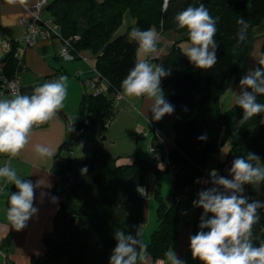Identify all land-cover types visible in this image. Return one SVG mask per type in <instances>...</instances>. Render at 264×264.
Instances as JSON below:
<instances>
[{"label": "trees", "instance_id": "1", "mask_svg": "<svg viewBox=\"0 0 264 264\" xmlns=\"http://www.w3.org/2000/svg\"><path fill=\"white\" fill-rule=\"evenodd\" d=\"M200 3L213 18H218L217 63L207 70L196 68L183 54L181 42H189V36L185 29H178L174 21L178 12ZM46 7L60 35H79L75 50L91 51L93 66L108 83L103 93L83 94V117L70 127L71 139L85 131L102 133L106 128L104 122L116 113L113 94L122 91L121 82L136 63L138 47L126 35L115 34L126 11L135 18L136 27H155L177 36L157 60V64L170 70V74L162 78L161 88L165 98L175 106L173 147L166 165L161 167L150 158L117 164L118 157L99 144L91 156L64 158L52 191L61 196V203L54 217V236L44 240V264H109L116 245L115 232L122 230L135 235L144 220L145 199L138 188L149 173L155 177L157 225L150 234L148 251L153 260L164 257L178 235V201L181 200L175 193L201 176L212 155L229 144L227 159L217 161L220 176L223 175L220 168L226 163L231 167L239 156L251 152L264 157V113L241 126L238 123L243 117L240 107L232 104L226 110L221 107L222 95L247 58L252 30L264 21V0H167L165 7L164 0H53ZM240 17L249 23L248 38L242 45L236 39ZM15 48L13 43L1 59L0 74L7 78L21 69L14 57ZM257 56L251 69L259 67L258 60L264 59V37ZM258 102L264 103V96H258ZM204 134L206 140L198 139ZM69 144L63 143L67 148ZM85 166L87 172L82 173ZM168 169L174 174L170 202L162 196L159 184L160 174ZM244 189L250 202L258 200L251 197L250 185H245ZM195 209V221L199 224L203 209ZM252 231L253 243L259 246L264 241V209L259 210V219ZM5 264L14 262L7 260Z\"/></svg>", "mask_w": 264, "mask_h": 264}, {"label": "clouds", "instance_id": "2", "mask_svg": "<svg viewBox=\"0 0 264 264\" xmlns=\"http://www.w3.org/2000/svg\"><path fill=\"white\" fill-rule=\"evenodd\" d=\"M217 20L203 3L189 6L174 17L176 27L188 33L189 42L183 45L182 50L196 68L207 70L217 63ZM237 24L240 27L236 39L242 45L248 38L249 23L240 17ZM120 35L134 41L141 55L157 51L159 33L155 28H125ZM258 64L259 67L248 70L240 79L238 93L231 88L227 90L231 93L232 105L243 110V117L238 121L241 126L264 113V103L258 102V96H264V59H259ZM169 74L170 70L162 64H152L147 59L138 60L121 82L123 94L126 97H148L151 100V119L160 121L175 111V106L165 98L161 88L162 78ZM67 80L68 77L61 76L35 88L30 96L16 94L10 99H0V154L9 157L19 155L29 143L33 127L56 116L64 106ZM184 110L187 111V108ZM198 139L206 140L207 135ZM79 147H83V142ZM35 152L41 158H53L55 155L50 147L44 145H37ZM81 172L86 173L87 167ZM230 175L231 179L220 176L213 169L207 181L212 186L199 191L198 199L193 201V207L202 208L203 213L198 225L200 230L189 237L192 258L200 264H264V241L255 246L252 231L259 219V210L264 209V201L250 202L249 197L243 194L245 185L259 189L264 183V163L258 155L249 152L247 156H239L232 161ZM0 180L15 185L18 190L8 196L6 216L12 227L20 231L38 212L33 206L34 189L44 182L39 180L34 185L30 180L22 179L10 162L0 167ZM138 190L144 193L143 188ZM52 199L56 200L55 197ZM139 228L135 235L122 230L115 232L116 245L109 264H152L148 244L141 239ZM164 257L160 264H185L172 248L164 253Z\"/></svg>", "mask_w": 264, "mask_h": 264}, {"label": "crops", "instance_id": "3", "mask_svg": "<svg viewBox=\"0 0 264 264\" xmlns=\"http://www.w3.org/2000/svg\"><path fill=\"white\" fill-rule=\"evenodd\" d=\"M51 1L53 0H48V3ZM32 2L34 0H0V38L14 40L24 34L25 28L19 22V18L27 15L26 9ZM41 18L45 21L52 19L47 7L41 11ZM132 27H136L135 18L126 11L123 14L122 24L115 34H120L121 30L125 28L130 30ZM156 30L159 33L157 51L144 56L138 52L137 47L136 62L147 59L150 63L157 64L159 57L166 52L168 46L177 36L172 31ZM59 46V38L50 34L47 37L38 38L33 45L25 46L22 54V66L18 72L20 78L19 89L17 92H5L1 97V99H10L16 94L30 96L34 93L35 88L42 86L44 83L58 80L61 76L68 77L64 106L57 112L56 116L46 123L33 127L29 143L21 150L19 155L9 157L6 154H0V163L10 162L11 167L17 171L18 176L22 179L30 180L34 185L39 180L44 182L34 189L33 206L38 209V212L29 219L24 229L17 231L7 220L6 212L9 207L8 196L18 190L15 185L0 180V264H5L7 260H12L14 264H44L46 253L44 240L54 236V217L57 212L56 205L50 203L48 198L56 186L58 172L64 158L77 156L80 154V150L88 145L94 151L96 145L99 144L118 157L117 164H130L135 158H149V147L153 144L158 146L162 152L163 159L159 165L163 167L166 165L167 155L173 147L174 115H165L160 121L152 120L149 111L151 100L146 96L126 97L123 91H121L122 98L117 102L116 113L102 133L91 132L92 134H89V131H85L74 140L71 139L69 135L70 127L83 117L81 109L82 96L84 93L91 92L81 78L74 75V71L81 68L85 71L84 77L91 75L89 64L93 65V54L89 50L80 51L88 57V62L80 58L73 61H64L58 55ZM1 66L0 62V69ZM239 91L240 88L235 92L238 93ZM231 99L229 106L232 104ZM146 116L148 119H146ZM149 122L161 130L163 138L160 142L154 141L151 133L141 136V131L148 128ZM64 142L65 144L70 142L68 148L63 145ZM81 142H83L82 148L79 147ZM37 145L50 147L55 153L54 157H39L35 152ZM92 146L95 147L92 148ZM228 149L229 144L226 143L216 154L215 159L209 162L213 169L216 170L217 161L227 159ZM220 156L221 159H219ZM227 165L228 163L220 168L222 172H224ZM165 171L169 173L172 188L174 174L170 169ZM217 172H219L218 169ZM222 176H226L225 173ZM154 178V174L149 173L140 186L144 189V195L138 190V193L145 199L144 220L140 224V233L141 239L147 244L152 230L157 225V203L155 199V205L151 203L149 198L151 187H146L145 183L151 180L155 183ZM154 190L155 186L152 193L153 198ZM172 191L169 200L166 199L169 202L173 198ZM251 197L256 198L253 193ZM196 214L197 210L193 207L192 202L178 201V235L170 243L168 249L172 248L178 257H184L185 264H200V261L192 258L189 246V237L200 230L199 224L195 221ZM164 259L165 257L152 259V264H160L161 260Z\"/></svg>", "mask_w": 264, "mask_h": 264}, {"label": "built area", "instance_id": "4", "mask_svg": "<svg viewBox=\"0 0 264 264\" xmlns=\"http://www.w3.org/2000/svg\"><path fill=\"white\" fill-rule=\"evenodd\" d=\"M167 0H164V7L166 6ZM48 0H34L27 7V15L21 16L19 22L24 26V34L17 39L9 40L5 38H0V62L4 54L11 50L12 44L14 43L16 48L14 51V57L17 60L19 66H22V54L23 49L27 45H33L38 38L47 37L50 35H56L60 40V46L58 49L59 57L64 61H73L77 58L82 59L85 62H88V57L83 55L80 51L77 52L74 48V43L79 39L78 34L63 36L59 34V27L53 20L45 21L41 18V11L47 6ZM89 71L91 75L84 77V69L78 68L74 71V75L81 80L89 87L91 93L98 94L105 92V87L108 84L107 79L101 75V73L91 64H89ZM16 70L11 77L7 78L3 74H0V99L5 92H17L20 86V78ZM122 98L120 91H117L113 94V104L117 108L118 100ZM110 118L104 122V127L110 122ZM149 133L152 134L154 141L162 140L161 130L149 122L148 128L141 131V136H146ZM149 158L152 159L154 163H160L163 159L162 152L159 150V147L156 145H150L149 147ZM216 154L212 155L214 158ZM59 159V158H58ZM5 164L0 163V167H3ZM213 170V167L209 164L202 169L201 176L193 183L183 186L180 190L175 193V197L181 201H190L193 203L194 200L198 199L199 191L211 187L209 181V173ZM200 181V182H197ZM1 185V183H0ZM141 189V187H139ZM144 195V193L142 194ZM53 197L56 198L53 201ZM48 201L52 204H55L57 209L61 203V196L58 194H50ZM185 262L184 257H179Z\"/></svg>", "mask_w": 264, "mask_h": 264}, {"label": "rangeland", "instance_id": "5", "mask_svg": "<svg viewBox=\"0 0 264 264\" xmlns=\"http://www.w3.org/2000/svg\"><path fill=\"white\" fill-rule=\"evenodd\" d=\"M263 37H264V21H262L261 24L255 26L252 30L250 48H249V52L247 54V58L244 61V63L242 65L240 71L238 72V74L235 75L231 80V84H230L229 88H231L234 92L239 89V86L237 84H238V81L240 80V78H242L248 72V70H250L251 67L256 64V62H257L256 56L259 52V48H260V45L262 43ZM186 43H188V42L187 41L181 42L182 49H183V45ZM230 98H232L231 93L226 91L225 94L221 98V107L223 110H226L229 107ZM89 134H92L91 131H89ZM93 147H95V146H92V148ZM80 151H81V152H79L80 154H78L79 156H81V155L91 156L93 154V149H90L89 145ZM212 159H215V157ZM219 159H221V156L219 157ZM261 162L264 163V157H261ZM229 167L230 166L228 164L223 173H225V175L228 178H231ZM216 170H217V168H216ZM159 184H160V190H161L162 196L164 198L166 197L165 199L169 200V196L171 194L172 188H171L170 176H169V173L167 171H163L161 173V176L159 178ZM145 185H146V187H149V188L151 187V195H149L150 196L149 198H150L151 203L155 205V200L152 196L155 183L153 180H151L149 182L147 181L145 183ZM250 190L253 192L254 197H256L257 199H260V200H264V183H262L260 185L259 189L250 185ZM156 223H155V225H156Z\"/></svg>", "mask_w": 264, "mask_h": 264}, {"label": "water", "instance_id": "6", "mask_svg": "<svg viewBox=\"0 0 264 264\" xmlns=\"http://www.w3.org/2000/svg\"><path fill=\"white\" fill-rule=\"evenodd\" d=\"M230 143H231L232 145L235 143V136H233V137L231 138ZM72 220H73V217L71 218V221H72Z\"/></svg>", "mask_w": 264, "mask_h": 264}]
</instances>
